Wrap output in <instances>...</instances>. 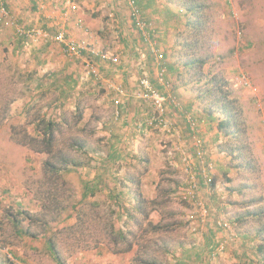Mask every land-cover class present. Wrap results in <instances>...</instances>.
<instances>
[{"label": "rangeland", "instance_id": "374dc122", "mask_svg": "<svg viewBox=\"0 0 264 264\" xmlns=\"http://www.w3.org/2000/svg\"><path fill=\"white\" fill-rule=\"evenodd\" d=\"M199 1L207 7L208 33L198 55H212L209 65L213 72L229 81L239 100L252 156L259 167L254 175L230 169L220 142L208 147L205 140L202 160L192 138L193 150L180 155L173 138L162 136L158 128L149 129V125L142 134L138 124L130 136L134 138H126L120 127L121 109L112 101L109 83L87 74L84 57L73 61L55 53L50 58L42 49L46 44L20 37L15 28L0 27V253L11 256L14 264H58L48 248V238L55 240L65 264L261 263L256 248L264 243V0ZM16 18L17 27L43 29ZM174 18L170 27L177 35L183 18ZM176 35L170 38L167 57L163 52L162 59L172 88L183 84L177 73L185 59L184 51L178 55L179 50L173 49ZM171 63L177 67L172 74L167 67ZM59 71H64V78L72 77L71 72L82 76L75 92L63 99L50 76ZM242 75L258 89L256 94L240 85ZM58 80L63 83L62 77ZM186 96L195 99L196 93L186 89ZM194 105L199 110L185 114L197 120L200 137L203 106L197 100ZM130 109L132 105L125 111ZM45 112L56 114L60 123L51 156L17 143L31 141L29 137L35 135L32 123ZM81 145L90 155L80 151ZM67 154L83 165L61 174L45 166L46 161ZM110 155L113 158L106 172L100 157ZM117 172L126 180L123 185L131 194L130 207L135 198L141 199L149 217L136 214L139 225L136 221L125 225L134 245L131 251L113 254L107 225L112 222L117 231L126 221L124 216H112L114 206L108 198L109 191L116 192L111 173ZM192 174L198 179L197 201L191 199L189 190ZM204 175L212 177L214 191L204 185ZM86 183L98 191L80 202ZM198 203L206 207V216ZM20 212L36 221L30 223ZM219 220L227 221L229 229H219ZM183 250L199 252L197 258H201L181 262Z\"/></svg>", "mask_w": 264, "mask_h": 264}, {"label": "crops", "instance_id": "0c3cea01", "mask_svg": "<svg viewBox=\"0 0 264 264\" xmlns=\"http://www.w3.org/2000/svg\"><path fill=\"white\" fill-rule=\"evenodd\" d=\"M73 3L77 7L76 10H71L67 0H8V8L17 20L29 21L32 25L49 30L50 33L56 34L61 29L66 30L72 41L85 47L83 57L89 59L98 69L101 74L99 81L105 83L110 81L125 89L124 96L118 95L115 91L113 92L116 95L110 92L112 101L117 108L121 109V120L119 121L122 125L120 127L125 137L129 138L134 134V128L138 127V124L145 125L146 119L152 114V109L147 103L135 102L136 100H133L130 93L135 88L139 76L144 72L155 77L158 70L157 65L148 56V47L145 46V40L138 33L129 16L130 9L126 0H74ZM137 4L143 18L158 33L159 49L167 57L169 40L173 39L176 33L173 32L176 30L170 27V20L175 19V16L182 19L185 17L182 14L184 11L175 8L177 6L172 2L166 4L165 0H137ZM166 5L177 15L171 17L167 12V7L165 9ZM162 15H166V19ZM42 49L47 50L50 58H53L55 53L65 56L64 58L67 57L63 47L55 42H49ZM173 87L172 93L182 101H179L181 107L171 108L169 119L173 126L167 131L160 130L163 133L159 132L166 138H173V145L176 146L179 154L183 155L193 150L191 148L192 135L185 120V113H194L199 108L194 105L193 97L191 99L190 96H186L185 87L181 85ZM131 105L130 112L125 111ZM125 113L129 114L125 116ZM139 131L144 133L142 129ZM115 134L118 133L115 132ZM216 134L215 129L209 130L206 124H202L201 136L205 138L208 147H214L217 143L214 141ZM149 135L153 136L152 134L147 136ZM210 152L213 150L211 149Z\"/></svg>", "mask_w": 264, "mask_h": 264}, {"label": "trees", "instance_id": "16d2710c", "mask_svg": "<svg viewBox=\"0 0 264 264\" xmlns=\"http://www.w3.org/2000/svg\"><path fill=\"white\" fill-rule=\"evenodd\" d=\"M170 2L178 3L177 5L181 7L180 9L185 12V17H183L180 26V28L182 27V31L179 29L178 31L180 32H178L177 35L175 33L176 42L173 48L177 51L179 50L178 55L182 54V51H184L185 57V59L181 61L182 64L179 65V67H182V69H180L181 71H178L177 73L178 80L183 82L182 86L188 89V91L192 90L196 93L194 103H196L197 100L203 106L201 111V124H206L209 130L216 129L217 134L214 137V141L220 142L221 145L219 146L222 149V152H224V155L229 159V168L236 169L241 173L245 172L250 175H254L258 172L259 167L252 156L246 121L244 120V115L242 107L239 104V100L234 97L229 81L221 74H217L215 71L213 72L212 67L209 65L212 55H198V51H200L204 45V42L201 40L208 33V30H206V21L208 20H206L207 7L199 0H170ZM167 12L170 13L171 17L174 16L171 8H169ZM83 53L85 52L83 51L81 54L83 55ZM167 67L168 71H170V74L177 71V67L173 63H171L169 66L167 65ZM206 69L207 72H205ZM50 76L51 79L55 80L57 88L60 90L61 99L71 95L73 91L75 92L80 79H82V76L76 77L77 75L74 76L72 74V77L69 75L64 78V71L52 73ZM61 77L63 78V83L59 82L58 80ZM184 80H186V82H184ZM186 119L188 122L189 131L192 135L193 131L190 124V119H188V116H186ZM192 120L197 122L196 119ZM32 124L35 135H31L29 137L31 138V141L28 143L27 141L20 140L17 141V143L19 145L28 147L32 152L37 154H48L49 156L54 155L55 146L58 142L57 132L59 131L58 129L60 124L57 121L56 114L52 116V114L49 115L46 112L42 114L39 113ZM147 126L148 125L145 123V125L141 126L140 129H142L144 132L146 131ZM149 129L153 130L152 127H149ZM200 138L204 144L205 138L201 135ZM78 147L81 148L80 151L82 153H89L87 149L83 147V145ZM114 148L115 147L112 146V149ZM100 158L102 162V168L107 172L108 164L111 162L110 160L113 157L110 155L108 157ZM82 165L83 163L77 161L69 154L59 156L58 160L55 159L54 162H45V166H47L49 170L55 174L68 172L71 168H77ZM111 174V177L117 184L115 187L116 192H108V198L114 206L112 216H116L117 218H122L124 216L126 219L124 227L122 225L117 229V231H115L114 224L112 222L107 225V235L110 240L109 243L112 244V253L118 254L120 251H131L132 246L134 245L129 239L131 233L128 232L130 231L124 230V228H126L125 225H127L128 222L134 223L135 221L139 225L136 214L149 217V213L145 211L143 202L138 198H135V203L131 205L132 207H130L129 197L131 194L128 191L126 192L123 185V180H126L123 179V177H119L118 172ZM105 182L108 186L107 179H105ZM97 191L98 189L95 185L86 183L84 185V192L80 202H84L89 196H95ZM125 204L129 205V207H125ZM118 207L121 208L119 209ZM130 208H132L133 211L130 212ZM19 215H25V219H27L30 223L36 221V219L30 214L20 212ZM79 223L81 224V222ZM163 229L167 230L168 227H164ZM47 242L48 248L51 254L54 256L56 262L58 264H65L62 261L61 254L55 240L53 238H48ZM263 244L264 243H261V245L256 248L259 258H261L260 264H264ZM120 245L125 246L124 250L119 249ZM188 252V250H183L184 256H181L183 257V260H179L181 257H179L178 260L184 262L185 260H190L192 258L196 262V260L201 258H197V254H199V252ZM7 256L0 253V264H14Z\"/></svg>", "mask_w": 264, "mask_h": 264}, {"label": "built area", "instance_id": "2783aa9c", "mask_svg": "<svg viewBox=\"0 0 264 264\" xmlns=\"http://www.w3.org/2000/svg\"><path fill=\"white\" fill-rule=\"evenodd\" d=\"M73 2L74 0H67L68 6L71 10H76L77 7ZM126 2L128 8L130 9L129 16L133 20L138 33L145 40V46L148 47V56L152 58L158 69L155 77H152L150 73L144 72L138 78L136 86L132 89L130 96L136 101L147 103L152 109V114L146 123L147 125L153 129L158 128L159 130L166 131L173 126L170 119L167 118L168 111L172 107L180 108L181 104L177 97L172 93V86L165 75L166 68L162 63L164 55L158 46V33L145 20V18H143L142 12L136 3V0H127ZM0 27L15 28L20 37H29L32 39L34 44H48L49 42L58 43L63 47L65 55L70 60L74 61L76 59L83 58L81 53L85 50V47L72 41L64 29H61L56 34H51L49 31L44 29H24L22 27H17L15 17L8 8V0H0ZM143 58L146 59L145 57ZM84 62L87 74L100 80L101 74L98 69L95 68L94 64L89 61V59H85ZM108 83L112 91H115L118 95L124 96L126 94L124 88L117 86L114 83H110V81H108ZM239 83L242 87L248 89L254 94L258 92V89L253 87L250 79L245 75L241 76ZM188 119H190L193 131L192 140L193 146L195 147V153L199 159L203 160L206 155L203 148V141L197 134L196 123L191 119V116H188ZM187 157L188 156H186V158ZM210 169L212 170L213 167L210 166ZM189 181V190L192 195L191 199H196L197 201L196 191L198 190V179L196 175L192 174ZM203 183L210 190L214 191L212 177L204 175ZM198 204V206H200L201 214L206 216L208 213L206 207L202 205V203ZM217 227L222 230H228L229 223L225 220H219L217 221ZM221 248L223 249V245ZM9 258L12 260L11 256H9Z\"/></svg>", "mask_w": 264, "mask_h": 264}]
</instances>
